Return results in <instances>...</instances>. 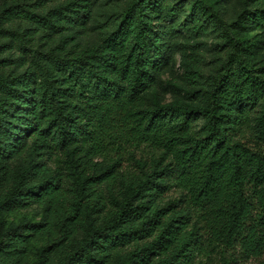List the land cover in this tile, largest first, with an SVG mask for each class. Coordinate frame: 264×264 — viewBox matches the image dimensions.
<instances>
[{
	"label": "trees",
	"instance_id": "obj_1",
	"mask_svg": "<svg viewBox=\"0 0 264 264\" xmlns=\"http://www.w3.org/2000/svg\"><path fill=\"white\" fill-rule=\"evenodd\" d=\"M229 1L0 0V264H264V0Z\"/></svg>",
	"mask_w": 264,
	"mask_h": 264
},
{
	"label": "rangeland",
	"instance_id": "obj_2",
	"mask_svg": "<svg viewBox=\"0 0 264 264\" xmlns=\"http://www.w3.org/2000/svg\"><path fill=\"white\" fill-rule=\"evenodd\" d=\"M116 1L119 3L120 6H122L123 3H124V0H116ZM239 2H240V0H230L229 1V9H232L233 7H236L239 4ZM98 3L101 4V2H98ZM97 11H98V14L101 15L100 18H103V19L107 18L111 14V13H105V12L103 13V11L100 10V7H99V9ZM211 38H213V37H211ZM213 45H214V43L210 39L208 41V47H207L206 51H209L213 47ZM176 58L178 59L177 56H176ZM208 61H209V57L205 60V62H208ZM176 73H177V75L181 74V70L178 69V66H176ZM252 263L253 264H257V261H253Z\"/></svg>",
	"mask_w": 264,
	"mask_h": 264
}]
</instances>
